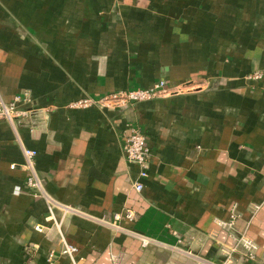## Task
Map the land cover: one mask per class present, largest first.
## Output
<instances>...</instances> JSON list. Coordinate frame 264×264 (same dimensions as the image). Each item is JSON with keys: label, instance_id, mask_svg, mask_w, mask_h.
I'll return each instance as SVG.
<instances>
[{"label": "crops", "instance_id": "crops-1", "mask_svg": "<svg viewBox=\"0 0 264 264\" xmlns=\"http://www.w3.org/2000/svg\"><path fill=\"white\" fill-rule=\"evenodd\" d=\"M159 80L161 98L71 107ZM24 93L36 113L0 123V264H47L61 248L25 187L23 148L79 212L61 225L79 264H264V0H0V98ZM130 127L150 149L140 193ZM125 210L134 221L116 224L153 244L101 223ZM232 215L228 233L218 222ZM241 234L256 260L225 262Z\"/></svg>", "mask_w": 264, "mask_h": 264}, {"label": "built area", "instance_id": "built-area-1", "mask_svg": "<svg viewBox=\"0 0 264 264\" xmlns=\"http://www.w3.org/2000/svg\"><path fill=\"white\" fill-rule=\"evenodd\" d=\"M251 79L258 80L261 79L260 74H254L250 77ZM169 89L165 81L159 80L154 82L149 88H137L130 89L124 92L112 93L107 96H103L98 100L83 99L72 104V108H87L91 105H100V106H124L128 104H135L140 102H147L157 98L164 97L168 95ZM31 104V99L28 94L24 93L21 95H16L12 100L5 102L0 98V123L6 122L9 125L13 126L14 124H20L23 121L30 119L36 110L25 109V106ZM29 129H33L29 128ZM123 153L126 161L129 164H133L138 168V177L137 180L133 183V189L135 192L140 193L143 189L142 181L148 176V166L150 160V149L146 143L145 135L138 130L137 128L130 127L127 129L124 142H123ZM36 151L32 149H22L23 163L19 168L26 173L25 187L35 198L43 200L46 206L47 218L46 220L50 221L57 231L60 238V250L56 254L55 252H49L46 262L47 264H55L57 258L65 257L71 264H79L77 259L78 249L67 243L62 231V219L66 215L79 214L71 205H65L59 203L51 195L46 192L43 187L42 181L38 177L35 158ZM12 170L16 168L15 165H11ZM61 212L60 219L56 217V212ZM120 219H125L127 221H134L135 215L130 210H125L120 214L114 216V223L101 222L104 225H108L115 230L127 232L129 235L135 237L139 242L142 248L151 245L154 243L153 240L146 238L144 236L137 235L133 232H129L120 228L116 222ZM236 216H230V220L227 222H218V225L221 226L226 232L231 233L234 228ZM34 230L38 233H42L43 229L40 225H35ZM231 238L234 242L233 247L229 250L225 262L231 257L232 254L238 253L241 255L244 261L253 262L256 260L255 256V246L246 237L245 234H241L238 237L231 235ZM224 264V263H222Z\"/></svg>", "mask_w": 264, "mask_h": 264}]
</instances>
